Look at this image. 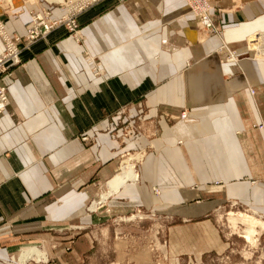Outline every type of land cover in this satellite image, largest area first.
Here are the masks:
<instances>
[{
  "label": "crops",
  "instance_id": "1",
  "mask_svg": "<svg viewBox=\"0 0 264 264\" xmlns=\"http://www.w3.org/2000/svg\"><path fill=\"white\" fill-rule=\"evenodd\" d=\"M210 1L222 38L206 37L184 0H103L79 19L84 45L56 31L2 79L0 264L27 263L23 246L96 216L103 207H88L108 192L121 212L206 213L208 188L264 209V51L252 39L264 32V0ZM31 7L9 9L11 31L25 30ZM183 111L188 119H171ZM148 143L139 183L112 188L128 153Z\"/></svg>",
  "mask_w": 264,
  "mask_h": 264
},
{
  "label": "rangeland",
  "instance_id": "2",
  "mask_svg": "<svg viewBox=\"0 0 264 264\" xmlns=\"http://www.w3.org/2000/svg\"><path fill=\"white\" fill-rule=\"evenodd\" d=\"M36 1L0 0V13L9 15V9L20 10ZM152 150L155 145L148 143L126 156L128 162L137 157L134 171L140 179V166ZM142 151L146 154L140 158ZM132 176L127 181L137 174ZM208 191L206 213L199 206L190 210L177 206L172 210L167 205L155 212L142 207L129 212L114 211L107 202L114 192H108L101 203L106 205H89L88 209L103 207L96 216L85 215L77 223L50 230L47 241L32 240L17 256L28 259L25 264H264V209L234 199L218 200L215 188ZM191 199L187 202L189 207L200 202L195 196ZM246 215L260 219L261 223ZM249 231L251 239L245 237Z\"/></svg>",
  "mask_w": 264,
  "mask_h": 264
},
{
  "label": "built area",
  "instance_id": "3",
  "mask_svg": "<svg viewBox=\"0 0 264 264\" xmlns=\"http://www.w3.org/2000/svg\"><path fill=\"white\" fill-rule=\"evenodd\" d=\"M46 1L49 4L58 5L61 8L60 13H54L49 7L43 5L41 0H38L29 9V21L25 25L24 31H11L4 20L5 14L0 13V41L2 43V50L0 52V115L6 113L10 105L8 86L2 82V79L13 76V68L24 63V54L31 51L36 43L47 39L49 35L60 30L73 36L77 42L84 43L85 38L79 19L103 0ZM184 1L190 13L196 18L198 29L206 37H223L224 28L215 23L211 15L213 5L210 0ZM222 46L226 47V44L223 43ZM232 58H234L233 54H230L229 59ZM91 62H93L92 59ZM95 74L103 76L104 71L97 66ZM170 117L173 120H186L189 118V113L183 111L179 115H170ZM81 139L85 142H94V137L89 135H81ZM145 154L146 152L142 151L139 157L143 158ZM125 159L122 162L119 173L128 164H133L136 167L135 159L130 162ZM136 174V179L129 180L128 182L138 183L140 177L137 170ZM154 190L157 193L159 192L157 188Z\"/></svg>",
  "mask_w": 264,
  "mask_h": 264
},
{
  "label": "bare ground",
  "instance_id": "4",
  "mask_svg": "<svg viewBox=\"0 0 264 264\" xmlns=\"http://www.w3.org/2000/svg\"><path fill=\"white\" fill-rule=\"evenodd\" d=\"M253 38V37H252ZM253 40H255L256 42L254 43L253 46H256V47H259L260 49H262V51H264V33H260V35L257 37V38H253ZM264 54V52L262 53ZM264 59V56L261 57V55H259V58L258 59ZM134 158V157H133ZM137 157H135L136 159ZM128 159H126L127 161ZM135 166L132 165V164H128L127 166H125V168L122 170V172H120L114 179L113 181L111 182V187L112 188H116L118 189L120 185H123L127 182V179L132 177L133 178V174H136L135 171ZM135 176V175H134ZM136 179V178H135ZM112 193V192H111ZM107 199V195H103L98 201H96L93 206L97 205V204H100V203H103L105 202V200ZM92 206V204H91ZM90 206V209H92ZM92 206V207H93ZM246 217L248 218H253L252 216H248L246 215ZM256 220L257 223H261V220L260 219H257V218H253ZM251 236H252V233L249 231L245 234V237L247 239H251ZM34 255V254H33ZM36 258V257H35Z\"/></svg>",
  "mask_w": 264,
  "mask_h": 264
}]
</instances>
